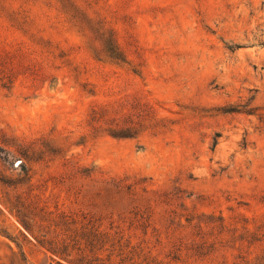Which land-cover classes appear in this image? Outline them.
Returning <instances> with one entry per match:
<instances>
[{
  "label": "rangeland",
  "instance_id": "1",
  "mask_svg": "<svg viewBox=\"0 0 264 264\" xmlns=\"http://www.w3.org/2000/svg\"><path fill=\"white\" fill-rule=\"evenodd\" d=\"M90 10L113 30L118 57L51 11L42 26L65 55L45 59L38 79L0 72V264H70L44 240L98 223L127 232L148 204L159 228L146 238L136 228L140 258L231 261V242L199 257L165 227L172 209L264 218V0H98ZM0 38H24L4 12ZM123 126L133 135L108 132ZM117 178L136 187L113 188Z\"/></svg>",
  "mask_w": 264,
  "mask_h": 264
},
{
  "label": "trees",
  "instance_id": "2",
  "mask_svg": "<svg viewBox=\"0 0 264 264\" xmlns=\"http://www.w3.org/2000/svg\"><path fill=\"white\" fill-rule=\"evenodd\" d=\"M12 1V0H11ZM98 0H0V12L9 15L13 19V27L18 30L23 38L14 44H9L0 38V72L2 76L19 73L26 68L33 80L44 75L45 59L63 57L65 52L59 47L52 37L46 35L42 26L48 20L50 12L57 16H69L73 24L83 28L92 29L104 37L109 45L110 55L118 57L115 50L117 42L115 34L105 21L92 14L91 7ZM97 120L103 118L93 110ZM128 126L120 128H108L113 136H132ZM113 188H126L130 191L136 186L129 183L126 178L111 179ZM144 192H148L147 184L142 186ZM147 199V198H146ZM155 210L150 204L143 209L136 207L128 216L127 232L116 225L112 230L111 222L108 228L101 227L98 223L90 233L79 238L47 239V249L59 259H64L70 264H159L147 255L140 258L137 245L132 243L136 235V228L140 227L144 235L150 231H158L153 219ZM166 231L179 237L186 236L189 239L191 253L199 257H213L221 253L224 245L235 248L238 252L231 261L223 260V264H264V218L250 222L248 218L241 217L233 221H227L222 215L205 212H177L172 209ZM184 221H183V220ZM252 223V226L251 224ZM25 228H27L25 226ZM188 228V229H186ZM73 241L72 249L67 250ZM259 245L260 251H254L253 247ZM75 251L73 252V248ZM180 249V247H178ZM68 258V259H66Z\"/></svg>",
  "mask_w": 264,
  "mask_h": 264
}]
</instances>
